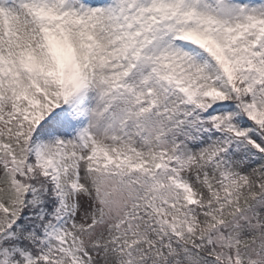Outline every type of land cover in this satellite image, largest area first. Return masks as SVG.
<instances>
[{"label": "snow or ice", "instance_id": "6c2138e0", "mask_svg": "<svg viewBox=\"0 0 264 264\" xmlns=\"http://www.w3.org/2000/svg\"><path fill=\"white\" fill-rule=\"evenodd\" d=\"M0 264H264V0H0Z\"/></svg>", "mask_w": 264, "mask_h": 264}]
</instances>
